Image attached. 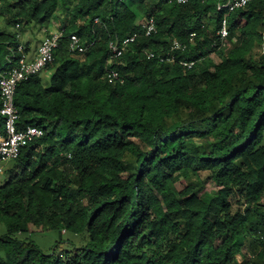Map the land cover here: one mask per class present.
I'll return each instance as SVG.
<instances>
[{"label":"trees","instance_id":"1","mask_svg":"<svg viewBox=\"0 0 264 264\" xmlns=\"http://www.w3.org/2000/svg\"><path fill=\"white\" fill-rule=\"evenodd\" d=\"M223 1L0 0V72L29 52L23 34H64L17 86L19 127L44 134L0 185V264H264V0L230 13L227 53ZM63 228L82 242L31 237Z\"/></svg>","mask_w":264,"mask_h":264},{"label":"built area","instance_id":"2","mask_svg":"<svg viewBox=\"0 0 264 264\" xmlns=\"http://www.w3.org/2000/svg\"><path fill=\"white\" fill-rule=\"evenodd\" d=\"M179 2H187L188 0H178ZM252 0H225L217 5V11L223 14L222 23L218 30L221 47H225L229 38V15L237 9L244 7ZM98 18L96 22H98ZM145 34L151 35L157 30L156 21L154 17L143 24ZM64 36L62 30H55V32L45 37L38 47L37 55L33 58H29V52H25L24 44H19V58L18 61L11 67L5 68L0 72V93L2 99V106L0 113L5 118V126L3 130H0V160L8 161L16 159L23 148L33 144L36 139L44 134V130L38 126L28 125L27 127L20 128L18 123L20 119L19 109L16 106L15 95L17 86L20 81L26 80L29 77L40 73L44 70L48 64L54 61L55 51L60 46V41ZM196 33H191L190 43L194 44V38ZM137 34L126 38L124 43L134 41ZM70 38V50L75 53H81L86 51L87 45H85L79 35L71 34ZM186 44L181 43L175 39L171 43V49H185ZM124 52V48H121L118 44L111 43V53L114 57L120 56ZM148 56L154 57L155 54L152 51L147 52ZM173 60V57H161V60ZM195 63V60H183L182 64L191 68ZM118 78V72L112 71L110 75V81ZM122 82L124 79L121 80ZM264 239V235L262 237ZM249 256H251L249 254Z\"/></svg>","mask_w":264,"mask_h":264},{"label":"rangeland","instance_id":"3","mask_svg":"<svg viewBox=\"0 0 264 264\" xmlns=\"http://www.w3.org/2000/svg\"><path fill=\"white\" fill-rule=\"evenodd\" d=\"M4 29V23L3 21H0V30L2 31ZM43 32H37L34 35L30 34V33H25L22 35V39H23V43L26 44V41H29L30 43V50L32 49H36L37 47L40 46V43L42 41V39L44 38L43 36ZM236 41V38H234V42ZM232 47V44L229 43L224 47L225 52L227 53L230 48ZM208 61L211 62L212 64H217L221 61V58L218 54V51L216 52H212L208 55L207 57ZM50 75H51V71H44L42 72V78L43 81L46 85L50 84ZM12 162L11 161H3L0 160V185L4 184L6 179L9 176V168L11 167ZM203 176L206 178L207 174L204 173ZM4 232H6V227L4 224L0 223V234H3ZM75 234L72 232H65V228H63L62 230L59 229H52L46 232H34L32 233L31 237L34 241H36L44 250L48 251L50 250L53 245L60 240L66 241L69 239L74 240L75 242L79 243L82 242L80 241L81 239L77 236H74ZM243 254L244 257L242 255H238V260L242 262H245V260L249 257L250 251H249V243H247V245H245L243 247Z\"/></svg>","mask_w":264,"mask_h":264},{"label":"crops","instance_id":"4","mask_svg":"<svg viewBox=\"0 0 264 264\" xmlns=\"http://www.w3.org/2000/svg\"><path fill=\"white\" fill-rule=\"evenodd\" d=\"M37 52H38V47L36 49L29 50V58L33 59L37 55Z\"/></svg>","mask_w":264,"mask_h":264},{"label":"clouds","instance_id":"5","mask_svg":"<svg viewBox=\"0 0 264 264\" xmlns=\"http://www.w3.org/2000/svg\"><path fill=\"white\" fill-rule=\"evenodd\" d=\"M8 161H10V160H8ZM1 170V169H0Z\"/></svg>","mask_w":264,"mask_h":264}]
</instances>
